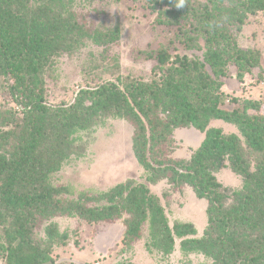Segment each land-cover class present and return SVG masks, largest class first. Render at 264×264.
I'll use <instances>...</instances> for the list:
<instances>
[{
  "label": "trees",
  "instance_id": "1",
  "mask_svg": "<svg viewBox=\"0 0 264 264\" xmlns=\"http://www.w3.org/2000/svg\"><path fill=\"white\" fill-rule=\"evenodd\" d=\"M80 1L0 0V75L8 79L18 111L0 110L5 263L54 264L49 252L65 235L45 224L69 216L120 221L128 247L146 236L149 251L170 254L179 240L182 254H202L211 264H264V114L261 103L248 98H233L227 108L221 90L223 78L242 81L253 66L251 51L238 38L248 14L264 10V0H152L157 27L175 25L183 47L201 55L172 54L158 44L145 56L156 62V79L127 75L120 86L101 82L81 88L68 107H53L45 101L49 60L89 42L107 49L120 36L117 26L106 30L90 23L89 13L77 8ZM109 117L131 125V149L148 182L187 185L207 201L201 236L192 222L170 226L159 198L143 183L127 180L104 193L70 197L52 181L68 159L84 154L82 135ZM214 120L234 125L240 134L210 126ZM192 127L203 134L199 145L187 158L174 157L180 147L175 129ZM226 167L241 177L239 188L217 179ZM44 221L48 240L36 238Z\"/></svg>",
  "mask_w": 264,
  "mask_h": 264
},
{
  "label": "rangeland",
  "instance_id": "2",
  "mask_svg": "<svg viewBox=\"0 0 264 264\" xmlns=\"http://www.w3.org/2000/svg\"><path fill=\"white\" fill-rule=\"evenodd\" d=\"M205 1V0H201ZM152 0H81L80 12L89 13L90 23L101 29L119 28L120 36L111 47H97L89 42L79 50L52 57L44 67L45 101L50 106L68 107L74 102L81 88L97 86L105 81L121 84V78L131 76L139 80L157 78L156 62L145 56L152 53L158 44L167 47L172 54L201 52L187 51L176 35L175 25L157 27L158 7H151ZM160 28H167L165 31ZM238 43L251 52L253 66L243 75L242 81L234 76L223 78L221 90L227 108L231 100L245 98L257 100L260 112L264 114V10L248 14L239 34ZM231 67V74H235ZM15 102L8 89V79L0 75V110H16ZM210 126L221 127L224 132L240 134L236 127L221 120H214ZM132 127L125 120L109 117L103 125L85 133V152L80 157L68 159L52 180L67 190L70 197L81 192L96 194L109 191L120 182L134 180L143 183L155 194L164 208L169 225L175 222H192L201 236L207 225L205 208L207 201L198 198L187 185H174L162 179L153 184L146 180V173L137 162L131 149ZM174 137L179 148L174 157L187 158L197 148L203 134L195 128H178ZM217 179L228 188H239L241 177L222 168ZM98 196V195H97ZM36 227L37 237L48 240L43 226ZM51 223V224H50ZM51 227L65 235L54 242L49 252L54 264H211L202 254L180 252L179 240L170 254L149 251L146 236L128 247L123 241L124 226L120 221L88 222L86 220L56 216L48 221ZM53 224V225H52ZM0 264L5 263L4 251L0 249Z\"/></svg>",
  "mask_w": 264,
  "mask_h": 264
},
{
  "label": "clouds",
  "instance_id": "3",
  "mask_svg": "<svg viewBox=\"0 0 264 264\" xmlns=\"http://www.w3.org/2000/svg\"><path fill=\"white\" fill-rule=\"evenodd\" d=\"M183 6H184L183 4L178 5V7H183Z\"/></svg>",
  "mask_w": 264,
  "mask_h": 264
}]
</instances>
